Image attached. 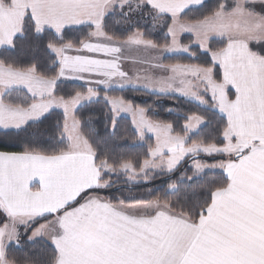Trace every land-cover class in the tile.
Wrapping results in <instances>:
<instances>
[{
  "label": "snow or ice",
  "instance_id": "6c2138e0",
  "mask_svg": "<svg viewBox=\"0 0 264 264\" xmlns=\"http://www.w3.org/2000/svg\"><path fill=\"white\" fill-rule=\"evenodd\" d=\"M25 45L30 59L5 55ZM132 52L159 75L130 76ZM180 54L208 59L163 63ZM66 79L84 85L61 94ZM129 87L202 111L153 119L108 96ZM101 103L109 137L127 113L121 135L152 141L142 159L114 156L77 116ZM0 133L3 149L22 146L0 150V264H264V0H0ZM160 174L164 195L105 194Z\"/></svg>",
  "mask_w": 264,
  "mask_h": 264
},
{
  "label": "trees",
  "instance_id": "16d2710c",
  "mask_svg": "<svg viewBox=\"0 0 264 264\" xmlns=\"http://www.w3.org/2000/svg\"><path fill=\"white\" fill-rule=\"evenodd\" d=\"M207 3L209 6L213 5L215 3V0H207ZM207 9H200L199 11H193L189 12V17H199L201 12H206ZM187 18V17H185ZM85 32L87 29L84 30ZM66 39H72V40H79L82 38V33L80 31H77L75 29H68L65 33ZM160 43H164V34L163 32L159 33L158 35H154L153 37ZM189 42V36L185 35L183 38V43ZM213 48L221 46L218 42H213L212 44ZM196 50L195 48L193 49ZM7 56H15L19 58L20 60H28L33 55V52L29 50V48L25 45L23 48H18L15 53H5ZM208 57H206L203 54L198 55V58L192 59L190 56L187 55H172V56H165L163 59V63H204ZM81 84L78 83H69L64 82L60 85L61 88V94L64 92H74L76 90L82 89ZM104 93H101V96H103ZM108 96L110 97H124L128 100H131L133 103L141 106L150 108L152 110V113H155V115H152L153 119H161L165 121H171L175 123L178 127L183 124L184 117L191 114L192 112H201L202 109L197 107L195 103H191L184 98H176L173 96H158V95H152L145 91H137L133 90L132 88H127L124 90L116 89L114 91H109ZM103 107V104H91L87 105L84 108H80L77 111L78 117H83L84 119H87L89 116H93L95 119L94 124L92 125L94 129L99 133V136L97 137L98 140H107V148L110 151L111 154H113L116 157L124 156L125 158L129 157H139L143 158L144 153L147 151L148 143H151V140H145L141 141L139 140L131 131L127 132L124 135H121V132L124 129H130L131 128V121L126 117H121L119 119L118 123V129H117V135L115 137H109L105 130V122L103 119V113L100 111V109ZM59 111H57L56 114L50 120L45 121L44 124L39 125V130L41 132H46L48 125L51 122H54L55 115H59ZM151 115V113H150ZM30 132L36 131V126H34L32 129H29ZM23 135V134H22ZM47 138V137H45ZM195 138V137H194ZM8 139L5 137L2 133H0V141ZM22 146H16V147H10L8 149H3L0 147V150H10V151H19L21 150ZM207 159V158H206ZM191 175L192 173L189 171L188 173ZM214 178L212 173H209L204 177V180H210ZM115 179V178H114ZM124 178H121V182L117 184L113 189L108 190L105 194H111L113 196H121L125 199L129 197H144L148 199H152L156 195H164V192L166 190L168 177L160 174L156 175L154 179H152L150 182H139V183H131L127 184L123 182ZM203 183V181H201ZM195 187V183L193 184ZM183 189V186H181ZM116 188H119L120 191H117ZM149 192L152 193V195H149ZM182 195V193H181ZM168 199H171L173 201L176 200V194H169L167 196ZM21 232H23V228H21ZM30 234V233H29ZM26 240V237L23 238ZM33 251L31 247L28 245H23L20 250L13 249L11 251V255L22 258L24 257L28 252Z\"/></svg>",
  "mask_w": 264,
  "mask_h": 264
},
{
  "label": "crops",
  "instance_id": "0c3cea01",
  "mask_svg": "<svg viewBox=\"0 0 264 264\" xmlns=\"http://www.w3.org/2000/svg\"><path fill=\"white\" fill-rule=\"evenodd\" d=\"M146 56L145 53L143 52H132L129 54V60L127 62L124 63L123 67L124 70L127 71L129 73V75H137L138 73L143 76L145 73H153L155 72L156 75H159L158 70H154L149 68L146 64H138V63H134V60H139L142 59ZM132 65V67H131ZM64 82H69V83H78L81 85H84L83 81H79V80H73V79H66ZM59 111V110H57Z\"/></svg>",
  "mask_w": 264,
  "mask_h": 264
},
{
  "label": "rangeland",
  "instance_id": "374dc122",
  "mask_svg": "<svg viewBox=\"0 0 264 264\" xmlns=\"http://www.w3.org/2000/svg\"><path fill=\"white\" fill-rule=\"evenodd\" d=\"M185 35H188V34H185ZM180 55H187V54H180ZM166 56H172V55H166ZM131 67H132V65H131ZM131 76H135V74L134 75H131ZM67 83V82H66ZM129 88H131V87H129ZM116 89H119V88H116ZM121 117H126V118H128L130 121H131V116L129 115V114H127V113H122L121 114ZM189 163H190V161H189ZM140 182H144L143 181V179H141V181Z\"/></svg>",
  "mask_w": 264,
  "mask_h": 264
}]
</instances>
